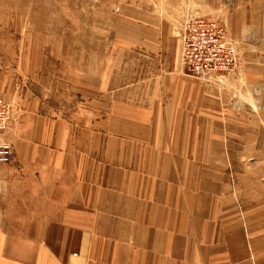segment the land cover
<instances>
[{"label": "crops", "instance_id": "1", "mask_svg": "<svg viewBox=\"0 0 264 264\" xmlns=\"http://www.w3.org/2000/svg\"><path fill=\"white\" fill-rule=\"evenodd\" d=\"M150 1L125 0L110 60L94 72L62 60L56 86L36 82L55 65L0 52V94L11 107L0 139L12 147L0 165V264H264V241L245 246L224 196L212 208L206 165L192 163L205 157V96L226 106L234 98L233 110L255 96L231 76L208 86L185 74L181 23L166 21V2ZM48 88L66 91L71 109L47 106Z\"/></svg>", "mask_w": 264, "mask_h": 264}, {"label": "rangeland", "instance_id": "2", "mask_svg": "<svg viewBox=\"0 0 264 264\" xmlns=\"http://www.w3.org/2000/svg\"><path fill=\"white\" fill-rule=\"evenodd\" d=\"M163 1L168 4L167 22L181 23L182 28L187 19L214 20L224 27L227 39L237 49L236 68L219 75L231 76L234 89L255 98L243 106L236 104L233 110L234 98L227 106L213 104L203 89L206 100L201 105L202 119L197 122L203 127L205 157H194L192 163L206 165L208 191L212 199L215 197L212 208L217 211L220 205L216 206L215 201L224 196L227 217L231 214L242 222L245 246H250L252 239L263 242L264 218L258 215L264 210V0L150 2ZM128 4L125 0H0V52L10 58L22 54L24 65L35 60L39 66L55 65L50 72L39 74L42 79L36 81H42L46 88L64 79L65 69L59 65L62 60L70 67L84 65L89 72L97 71L104 60H110L109 45L114 41L115 27L125 25L122 8ZM175 31L178 35L179 30ZM56 48L59 52L69 48L70 60L66 53L54 60L50 53ZM212 81L200 83L210 86ZM48 90L42 91L47 106L71 109L73 98L66 91L53 94ZM187 112L189 119L194 117L193 110ZM227 113L234 118L227 119ZM216 118L219 141L212 138ZM197 144L201 141L189 142L194 149Z\"/></svg>", "mask_w": 264, "mask_h": 264}, {"label": "built area", "instance_id": "3", "mask_svg": "<svg viewBox=\"0 0 264 264\" xmlns=\"http://www.w3.org/2000/svg\"><path fill=\"white\" fill-rule=\"evenodd\" d=\"M179 33L181 65L199 82H210L215 75L229 74L236 68L237 49L227 39L224 27L203 17L184 21ZM11 119L10 105L0 95V134ZM12 147L0 139V165L11 162Z\"/></svg>", "mask_w": 264, "mask_h": 264}]
</instances>
